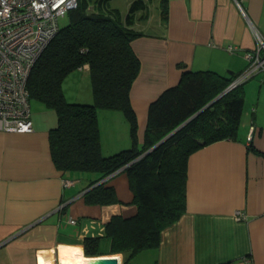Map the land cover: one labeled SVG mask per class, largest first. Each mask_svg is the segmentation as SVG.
<instances>
[{
	"label": "crops",
	"instance_id": "0c3cea01",
	"mask_svg": "<svg viewBox=\"0 0 264 264\" xmlns=\"http://www.w3.org/2000/svg\"><path fill=\"white\" fill-rule=\"evenodd\" d=\"M131 1L109 5L125 15ZM131 27L140 32L131 41L140 68L130 103L141 144L150 102L176 85L183 71L234 77L244 70V52L255 47L256 32L264 36V0H150L134 13ZM70 73L91 91L87 64ZM242 90L238 134L188 156L184 212L161 231L156 247L133 255L111 251L105 226L113 215L137 211L123 170L99 181L114 188L119 203L88 204L83 194L97 175L55 166L52 124L31 116V132L0 130V264H81V258L113 256L120 264H264V71L246 80ZM68 100L91 102L92 93L78 92ZM116 115L129 129L126 117ZM252 126L254 136L247 141ZM128 135L127 141H102V153L131 146L130 130ZM67 177L75 184L64 186ZM87 237L98 238L95 256L84 255Z\"/></svg>",
	"mask_w": 264,
	"mask_h": 264
},
{
	"label": "trees",
	"instance_id": "16d2710c",
	"mask_svg": "<svg viewBox=\"0 0 264 264\" xmlns=\"http://www.w3.org/2000/svg\"><path fill=\"white\" fill-rule=\"evenodd\" d=\"M110 1L77 0L75 8L67 12V23L59 24L32 66L27 88L30 99H39L56 112V123L49 130L55 166L64 172L97 175L83 194L86 203H119L114 188L99 181L118 170L127 174L137 211L129 217L113 215L105 226L111 251L133 255L156 247L161 231L184 212L188 156L202 145L238 134L243 83L189 119L226 89L233 76L213 70L183 71L176 85L150 102L139 144L130 89L140 68L131 41L140 32L131 24L134 13L147 8L150 0H132L125 15L111 7ZM163 14L166 16L164 2ZM83 64L88 65L92 101L68 100L63 79ZM98 108L123 112L129 122L131 146L109 155L102 153ZM97 243V237L85 238L84 255L95 256Z\"/></svg>",
	"mask_w": 264,
	"mask_h": 264
},
{
	"label": "built area",
	"instance_id": "2783aa9c",
	"mask_svg": "<svg viewBox=\"0 0 264 264\" xmlns=\"http://www.w3.org/2000/svg\"><path fill=\"white\" fill-rule=\"evenodd\" d=\"M77 0H0V130L26 133L33 131L29 73L59 29V20L75 8ZM256 45L244 52L247 65L235 75L231 89L264 71V36L256 32ZM230 51L235 47L229 46ZM251 127L247 135L254 134ZM64 186L75 184L72 178L62 180ZM241 219L240 212L235 213ZM75 222L74 219H70Z\"/></svg>",
	"mask_w": 264,
	"mask_h": 264
},
{
	"label": "rangeland",
	"instance_id": "374dc122",
	"mask_svg": "<svg viewBox=\"0 0 264 264\" xmlns=\"http://www.w3.org/2000/svg\"><path fill=\"white\" fill-rule=\"evenodd\" d=\"M68 21V15L66 13L65 16L61 17L59 20L60 26L66 24ZM84 65V64H83ZM72 72V71H71ZM74 73H69L62 82V88L65 97L68 99L77 95L78 92L81 94L89 93L91 95V91H88V87L86 83H80L75 76ZM91 88V85H90ZM91 90V89H90ZM210 102V101H209ZM207 104V103H206ZM205 104V105H206ZM30 109L31 116L38 117L44 122H48L52 125L56 123V112L53 108L47 107L43 102L39 99L31 98L30 99ZM110 114V115H109ZM116 114H121L120 116H124L123 112L117 109H107V108H98L97 109V119L99 126V137L100 143L113 142L114 138L117 137L118 141L125 139L127 141V136H129L128 124L121 121Z\"/></svg>",
	"mask_w": 264,
	"mask_h": 264
},
{
	"label": "water",
	"instance_id": "95a60500",
	"mask_svg": "<svg viewBox=\"0 0 264 264\" xmlns=\"http://www.w3.org/2000/svg\"><path fill=\"white\" fill-rule=\"evenodd\" d=\"M228 89H224L220 94H218L214 99H212L210 102H208L206 105H204L200 110H198L196 113H194L189 119H191L192 117H194L195 115H197L200 111H202L204 108H206L207 106H209L211 103H213L216 99H218L221 95H223ZM188 119V120H189ZM187 120V121H188ZM162 141V140H161ZM161 141H159L157 144H159ZM156 144V145H157ZM156 145H154L153 147L149 148L146 153L148 151H150L151 149H153ZM99 264H120V260L118 259V257H107V258H103L99 261Z\"/></svg>",
	"mask_w": 264,
	"mask_h": 264
},
{
	"label": "bare ground",
	"instance_id": "6f19581e",
	"mask_svg": "<svg viewBox=\"0 0 264 264\" xmlns=\"http://www.w3.org/2000/svg\"><path fill=\"white\" fill-rule=\"evenodd\" d=\"M107 257H91V258H81V264H99V261Z\"/></svg>",
	"mask_w": 264,
	"mask_h": 264
},
{
	"label": "flooded vegetation",
	"instance_id": "af4514ba",
	"mask_svg": "<svg viewBox=\"0 0 264 264\" xmlns=\"http://www.w3.org/2000/svg\"><path fill=\"white\" fill-rule=\"evenodd\" d=\"M234 78H235V76L233 77V79H234ZM233 79H232V80H233ZM232 80H231V81H232Z\"/></svg>",
	"mask_w": 264,
	"mask_h": 264
}]
</instances>
